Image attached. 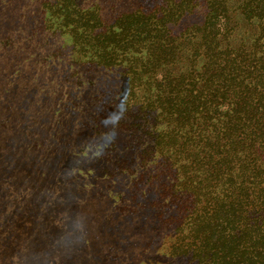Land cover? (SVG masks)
I'll list each match as a JSON object with an SVG mask.
<instances>
[{
    "label": "trees",
    "instance_id": "trees-1",
    "mask_svg": "<svg viewBox=\"0 0 264 264\" xmlns=\"http://www.w3.org/2000/svg\"><path fill=\"white\" fill-rule=\"evenodd\" d=\"M35 2L72 64L125 80L119 125L137 150L118 170L137 162L158 255L264 264V0Z\"/></svg>",
    "mask_w": 264,
    "mask_h": 264
},
{
    "label": "rangeland",
    "instance_id": "rangeland-1",
    "mask_svg": "<svg viewBox=\"0 0 264 264\" xmlns=\"http://www.w3.org/2000/svg\"><path fill=\"white\" fill-rule=\"evenodd\" d=\"M39 18L35 0H0V264H188L158 255L137 162L118 170L137 150L125 80L72 64Z\"/></svg>",
    "mask_w": 264,
    "mask_h": 264
}]
</instances>
